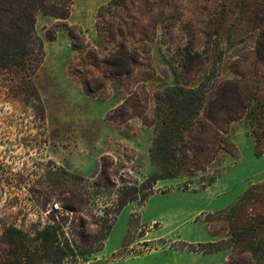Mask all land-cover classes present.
<instances>
[{"label": "rangeland", "instance_id": "rangeland-1", "mask_svg": "<svg viewBox=\"0 0 264 264\" xmlns=\"http://www.w3.org/2000/svg\"><path fill=\"white\" fill-rule=\"evenodd\" d=\"M111 1L73 0L65 21L37 17L45 58L33 82L41 110L0 93V236L10 225L44 224L50 207L37 199L65 190L52 182H64L66 173L86 180L90 197L71 222L100 215L121 179L142 182L155 172L154 112L166 88L204 90L211 101L240 81L264 96V58L255 54L264 45V0ZM230 136L236 157L198 177L161 181L145 206L123 209L104 252L80 264H219L182 244L210 242L209 233L228 240L224 215L264 182V154L256 156L250 123L235 122ZM103 163L113 186L96 188L105 185ZM216 171V182L201 190Z\"/></svg>", "mask_w": 264, "mask_h": 264}, {"label": "trees", "instance_id": "trees-1", "mask_svg": "<svg viewBox=\"0 0 264 264\" xmlns=\"http://www.w3.org/2000/svg\"><path fill=\"white\" fill-rule=\"evenodd\" d=\"M117 2L111 1L109 7ZM72 4L73 0H0L1 94L36 110L42 109L33 82L45 58L43 41L36 32L37 17L68 20ZM255 54L264 58V45L260 44ZM84 87L89 95L86 82ZM226 87L221 96L211 101L204 90L188 89L180 84L159 93L154 112L158 124L149 153L157 170L142 182L121 179L116 200L104 206L100 215L89 213L86 216L91 221L78 217L71 222L69 215L81 213L90 203V197L82 187L88 182L66 173L64 182H52L53 187L63 186L65 190L54 192L51 188L37 199L43 210L50 207L44 224L28 228L10 225L3 229L0 264L88 262L105 248L123 209L134 203L145 206L155 195L159 181L198 177L220 166L226 156L236 157L238 150L230 136L235 122L245 119L250 123L255 153L261 157L264 96L259 95L258 87L240 88V81H230ZM100 174L105 185L96 183V188L113 186L104 163ZM218 175L216 171L208 177L201 190L213 185ZM70 186L77 189L73 191ZM224 218L229 228L228 240L184 242L183 251L212 255L230 249L231 254L223 264H264V182L251 186Z\"/></svg>", "mask_w": 264, "mask_h": 264}, {"label": "crops", "instance_id": "crops-1", "mask_svg": "<svg viewBox=\"0 0 264 264\" xmlns=\"http://www.w3.org/2000/svg\"><path fill=\"white\" fill-rule=\"evenodd\" d=\"M161 183V181H159L157 183V186ZM154 196V195H153ZM152 196V197H153ZM144 224V222H143ZM146 224V223H145ZM209 233V232H208ZM210 234V233H209ZM211 237H212V240L210 242H216V241H219V238L216 236V235H213V234H210ZM105 249H103V251L101 252H104ZM205 256H217L219 260V264H223L227 259H228V256H227V252L226 251H222V252H218V253H215V254H212V255H205Z\"/></svg>", "mask_w": 264, "mask_h": 264}]
</instances>
